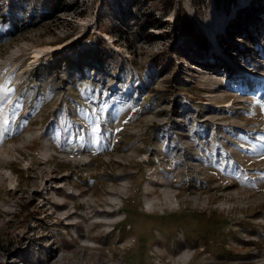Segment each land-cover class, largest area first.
<instances>
[{
	"label": "rangeland",
	"instance_id": "obj_1",
	"mask_svg": "<svg viewBox=\"0 0 264 264\" xmlns=\"http://www.w3.org/2000/svg\"><path fill=\"white\" fill-rule=\"evenodd\" d=\"M9 76L0 264H264V0H0Z\"/></svg>",
	"mask_w": 264,
	"mask_h": 264
},
{
	"label": "trees",
	"instance_id": "obj_2",
	"mask_svg": "<svg viewBox=\"0 0 264 264\" xmlns=\"http://www.w3.org/2000/svg\"><path fill=\"white\" fill-rule=\"evenodd\" d=\"M164 5L165 9H171L174 6V0H164ZM149 26L150 28L159 26L158 20L151 19ZM175 30L180 32L184 37L183 41L185 42V45L183 46V49H179L181 56H190L194 59L196 56L203 55V53H205L204 51H207V38L196 30L193 21L187 16H181L179 18V22L176 25ZM153 36L154 38H157L156 35ZM254 41H256V39ZM97 46L101 54H104V52L107 51L106 46L101 42ZM187 52H190L191 54L189 55Z\"/></svg>",
	"mask_w": 264,
	"mask_h": 264
},
{
	"label": "snow or ice",
	"instance_id": "obj_3",
	"mask_svg": "<svg viewBox=\"0 0 264 264\" xmlns=\"http://www.w3.org/2000/svg\"><path fill=\"white\" fill-rule=\"evenodd\" d=\"M12 81V77L9 76L7 77L3 84H0V115L3 114L4 108L3 105L5 103L11 102L10 97L11 94H15L16 89L14 87H10ZM7 98V99H6ZM257 103L260 104L262 108H264V103H261V101L257 100ZM22 107V97H18L16 103L14 104V108H19ZM104 106H101L99 111H103ZM96 109H93L92 116H96ZM80 115L88 119V123L92 125L91 127V133L93 134L94 137H96V142L99 143V133L101 131V126L99 123V117L97 116L96 119L93 121L91 117H89V114L87 110H81ZM9 122L5 118L4 124L7 125ZM85 131V129L82 127L79 129V134H82ZM118 131V130H117ZM2 135V134H0ZM261 141H264V137L259 138Z\"/></svg>",
	"mask_w": 264,
	"mask_h": 264
},
{
	"label": "bare ground",
	"instance_id": "obj_4",
	"mask_svg": "<svg viewBox=\"0 0 264 264\" xmlns=\"http://www.w3.org/2000/svg\"><path fill=\"white\" fill-rule=\"evenodd\" d=\"M222 29L219 30V32L221 31ZM50 47H52L53 49L57 50L59 48H62V47H65V45H51ZM42 56L41 54V50H35L33 53H32V61L31 63L34 64L36 63L37 61H39L40 57Z\"/></svg>",
	"mask_w": 264,
	"mask_h": 264
}]
</instances>
